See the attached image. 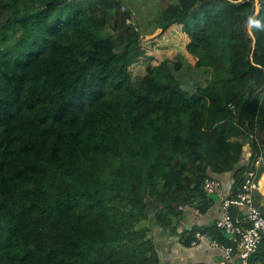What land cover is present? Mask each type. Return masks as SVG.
I'll list each match as a JSON object with an SVG mask.
<instances>
[{
	"label": "trees",
	"instance_id": "16d2710c",
	"mask_svg": "<svg viewBox=\"0 0 264 264\" xmlns=\"http://www.w3.org/2000/svg\"><path fill=\"white\" fill-rule=\"evenodd\" d=\"M258 1L0 0V264H163L155 226L210 207L207 177L243 185L264 157ZM175 24L185 56L133 43ZM198 231L225 241L177 233Z\"/></svg>",
	"mask_w": 264,
	"mask_h": 264
},
{
	"label": "built area",
	"instance_id": "2783aa9c",
	"mask_svg": "<svg viewBox=\"0 0 264 264\" xmlns=\"http://www.w3.org/2000/svg\"><path fill=\"white\" fill-rule=\"evenodd\" d=\"M263 149L255 160V168L246 174L243 185L235 192L224 193L221 181L207 177L204 189L209 196H221V214L216 225L230 238L229 243L211 239L221 258L213 264H255L253 257L264 243V212L256 204L254 193L260 186V167L264 161ZM179 209L184 205L179 204ZM237 209V221L233 219V209ZM207 238V233L198 231L193 243Z\"/></svg>",
	"mask_w": 264,
	"mask_h": 264
},
{
	"label": "crops",
	"instance_id": "0c3cea01",
	"mask_svg": "<svg viewBox=\"0 0 264 264\" xmlns=\"http://www.w3.org/2000/svg\"><path fill=\"white\" fill-rule=\"evenodd\" d=\"M262 176L263 173L260 177V186L254 193V198L256 204L264 212V189L261 186ZM219 177L218 179L221 181L225 195L233 192L231 174L225 173ZM210 199H212V204L204 211H199V209H195L193 206H185L186 211L178 222L176 232L156 226L153 228L157 242V251L163 264H213L221 258L218 250L210 244L211 239L214 238L211 235L207 234L206 239L200 240L197 243L192 242L188 246L183 243L181 234L177 233H180L184 229H190L193 226L205 228L206 226L216 224L215 222L221 214V196L212 195ZM224 237L225 241L222 240L223 242H231L228 235ZM263 253L264 244L262 243L255 254V264H264V258L260 255Z\"/></svg>",
	"mask_w": 264,
	"mask_h": 264
},
{
	"label": "rangeland",
	"instance_id": "374dc122",
	"mask_svg": "<svg viewBox=\"0 0 264 264\" xmlns=\"http://www.w3.org/2000/svg\"><path fill=\"white\" fill-rule=\"evenodd\" d=\"M123 1H124L123 3L124 6L122 8L124 9L125 7L129 6V4L132 5L131 3L144 4L152 10L151 14H154V15L159 12L160 6L162 4V0H123ZM259 8H260L259 1L256 0V13L255 14L259 12ZM140 10H141V7H140ZM154 15L153 16L151 15L152 18L150 20L142 22L144 24L146 22L150 23V25H148L147 28L143 26L144 27L143 29H147L148 31L154 30L155 25L153 24L154 21H152ZM134 19H136V16L132 15V19L130 20L132 21ZM175 25H170L165 31L159 34L158 32H160L159 31L160 29H156L153 33L147 32L149 34H146V33L143 34V37L140 42L136 40L133 43L134 45L140 44L144 48L152 50V52L158 53V50L167 49V50H170L172 54L185 56L187 39L180 32L181 24H178L176 26Z\"/></svg>",
	"mask_w": 264,
	"mask_h": 264
},
{
	"label": "water",
	"instance_id": "95a60500",
	"mask_svg": "<svg viewBox=\"0 0 264 264\" xmlns=\"http://www.w3.org/2000/svg\"><path fill=\"white\" fill-rule=\"evenodd\" d=\"M154 210V206L152 203L149 204V212H152Z\"/></svg>",
	"mask_w": 264,
	"mask_h": 264
},
{
	"label": "bare ground",
	"instance_id": "6f19581e",
	"mask_svg": "<svg viewBox=\"0 0 264 264\" xmlns=\"http://www.w3.org/2000/svg\"><path fill=\"white\" fill-rule=\"evenodd\" d=\"M261 186H262V188L264 189V173H263V176H262V178H261Z\"/></svg>",
	"mask_w": 264,
	"mask_h": 264
},
{
	"label": "clouds",
	"instance_id": "9594fccd",
	"mask_svg": "<svg viewBox=\"0 0 264 264\" xmlns=\"http://www.w3.org/2000/svg\"><path fill=\"white\" fill-rule=\"evenodd\" d=\"M128 21H129V22H131V20H130V19H128Z\"/></svg>",
	"mask_w": 264,
	"mask_h": 264
}]
</instances>
